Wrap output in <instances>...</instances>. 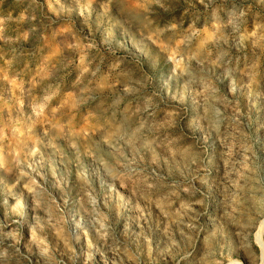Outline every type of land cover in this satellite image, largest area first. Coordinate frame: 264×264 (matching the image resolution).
Returning a JSON list of instances; mask_svg holds the SVG:
<instances>
[{"label":"rangeland","instance_id":"374dc122","mask_svg":"<svg viewBox=\"0 0 264 264\" xmlns=\"http://www.w3.org/2000/svg\"><path fill=\"white\" fill-rule=\"evenodd\" d=\"M0 264H264V0H0Z\"/></svg>","mask_w":264,"mask_h":264}]
</instances>
